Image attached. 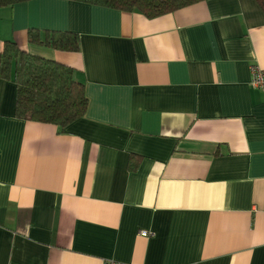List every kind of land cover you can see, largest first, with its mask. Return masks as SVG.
Here are the masks:
<instances>
[{
    "label": "crops",
    "instance_id": "1",
    "mask_svg": "<svg viewBox=\"0 0 264 264\" xmlns=\"http://www.w3.org/2000/svg\"><path fill=\"white\" fill-rule=\"evenodd\" d=\"M31 29L76 33L79 48L30 42ZM7 39L73 67L88 105L62 129L24 120L0 78V264H264L255 0L155 17L27 0L0 8V47Z\"/></svg>",
    "mask_w": 264,
    "mask_h": 264
},
{
    "label": "trees",
    "instance_id": "2",
    "mask_svg": "<svg viewBox=\"0 0 264 264\" xmlns=\"http://www.w3.org/2000/svg\"><path fill=\"white\" fill-rule=\"evenodd\" d=\"M27 0H0V8ZM118 10H138L148 17L171 12L201 0H73ZM264 13V0H255ZM44 38L29 30V41L59 50L76 51L79 38L69 31H46ZM0 78L15 85V116L65 128L84 117L88 98L85 84L77 80L73 67L29 53L15 41L3 40L0 47ZM132 156L129 168L137 165Z\"/></svg>",
    "mask_w": 264,
    "mask_h": 264
},
{
    "label": "built area",
    "instance_id": "3",
    "mask_svg": "<svg viewBox=\"0 0 264 264\" xmlns=\"http://www.w3.org/2000/svg\"><path fill=\"white\" fill-rule=\"evenodd\" d=\"M249 83L252 87L259 89L264 94V68L262 67H251ZM145 235L146 232L142 231ZM103 264H130L114 260H105Z\"/></svg>",
    "mask_w": 264,
    "mask_h": 264
},
{
    "label": "bare ground",
    "instance_id": "4",
    "mask_svg": "<svg viewBox=\"0 0 264 264\" xmlns=\"http://www.w3.org/2000/svg\"><path fill=\"white\" fill-rule=\"evenodd\" d=\"M253 88H254V87H253ZM255 89H257V88H255ZM258 90H259V89H258ZM142 231H145V232H146V234H145V235H143V234H142ZM140 233H141V235H142V236H147V235H148V232H147L146 230H141V232H140ZM106 260H114V259H106ZM114 261H119V260H114ZM119 262H123V261H119ZM103 263H104V262H103ZM124 263H129V262H124ZM130 264H132V263H130Z\"/></svg>",
    "mask_w": 264,
    "mask_h": 264
}]
</instances>
